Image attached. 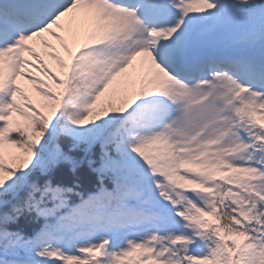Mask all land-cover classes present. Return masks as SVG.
I'll return each instance as SVG.
<instances>
[{"label": "snow or ice", "instance_id": "1", "mask_svg": "<svg viewBox=\"0 0 264 264\" xmlns=\"http://www.w3.org/2000/svg\"><path fill=\"white\" fill-rule=\"evenodd\" d=\"M0 264H264V0H0Z\"/></svg>", "mask_w": 264, "mask_h": 264}, {"label": "rangeland", "instance_id": "2", "mask_svg": "<svg viewBox=\"0 0 264 264\" xmlns=\"http://www.w3.org/2000/svg\"><path fill=\"white\" fill-rule=\"evenodd\" d=\"M39 75V74H38Z\"/></svg>", "mask_w": 264, "mask_h": 264}]
</instances>
